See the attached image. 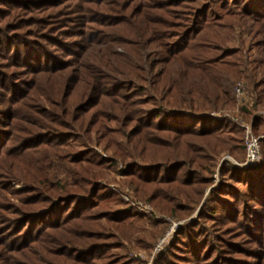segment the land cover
<instances>
[{
  "label": "trees",
  "instance_id": "trees-1",
  "mask_svg": "<svg viewBox=\"0 0 264 264\" xmlns=\"http://www.w3.org/2000/svg\"><path fill=\"white\" fill-rule=\"evenodd\" d=\"M124 27L157 45L147 77H111L84 58ZM155 51L163 72L180 68L171 79L151 77ZM239 82L253 99L240 114L260 136L264 0H0V264H135L170 219L196 210L152 264H264V138L257 163L217 165L223 153L244 158L239 123L210 114L234 106ZM106 107L130 130L132 161L72 144L83 118L108 121ZM106 169L161 218L100 183Z\"/></svg>",
  "mask_w": 264,
  "mask_h": 264
},
{
  "label": "rangeland",
  "instance_id": "rangeland-1",
  "mask_svg": "<svg viewBox=\"0 0 264 264\" xmlns=\"http://www.w3.org/2000/svg\"><path fill=\"white\" fill-rule=\"evenodd\" d=\"M134 33V30L129 28V27H124L122 29V32L118 35H112L111 37H115V38H107L108 40H106L103 43H98V44H93L92 46H90L89 48H87V51L85 52V60L88 63H93L95 62L96 59L101 60L100 62L107 64V66H102V73H106L111 77L114 76H124L127 73V77H132L133 79H138V76H145L141 73H143L142 69H144L145 71H148L149 68V64L146 60L147 57V53L150 52V54L152 53V51H154V47L156 48L157 45H155L154 43L148 41V42H142V40L140 38H137L136 36H132ZM120 39L117 41V39ZM128 40H132L133 42H129ZM130 43V44H126V43ZM147 46V47H146ZM230 46H232V44H230ZM158 54V51H155V56H151L150 59L153 61L154 65L155 62L154 60L159 61L158 58H160ZM121 56L126 57L125 59H121ZM140 58L143 60V62L140 61ZM161 65H156L155 69H154V73H149V76L151 75V77L155 76V74L158 72H163L164 68ZM139 70L141 73H139ZM176 70L180 71V68L176 65L171 66L170 68L165 69V71L163 72V76L161 77L162 79H166L169 80L171 79V75H173V72H175ZM147 77V76H145ZM149 77L146 80V85L148 87H151L150 82L152 81L153 78ZM160 78V79H161ZM159 79V80H160ZM44 82V81H43ZM242 86V89L244 91V94L242 93V95H240L239 97H235L234 94V90L235 87L238 85V83L235 85V87H233L232 90V98H233V102H234V106H232L231 108L227 107V106H223L220 108V110H218V112H212L210 114H215V115H225L226 117L229 118H234L239 124L240 121L249 126L250 128V132L253 136V129H251V120H247L245 119V117L240 114V110L245 109V108H250L251 105L249 104H253V99L250 98L252 96H250V93L248 94L246 91V87L244 82H239ZM85 86L83 87H88L87 83H83ZM81 86L78 87V91L76 93L73 94L72 98H71V103H77L79 102L80 99V95L81 93H84L83 90L80 88ZM76 100V101H75ZM43 104L45 105V107L48 109L49 105L46 101H44V99L42 100ZM175 106V105H173ZM179 106H176L174 108H178ZM103 112L105 113V118H108V121H103L101 119H97L96 118H83L81 120L80 123H78V127L80 129V126L83 127V129H85L84 127H88V125L95 120V122L92 125V131L89 134H86L84 131H80L79 129L77 130V136L78 138H81L80 140H75L72 141V144L77 146L76 149H80L82 148L80 145L81 143H84V146L87 145V147H89L90 149L96 151L97 153H99V155H101L103 158L106 159H113L114 160H126L128 161H132L131 159L134 158V151H135V146L132 145L133 142L131 141L130 137H129V133L130 130H126L124 129L119 123L118 121L115 119L114 115V111L111 107H106ZM241 125V124H240ZM264 134V130L262 131V133L260 134L263 135ZM242 137H243V141H244V158L243 160L239 161V160H235L233 157H231L230 155L223 153L221 154L218 159H217V165L219 166L220 163L222 161H228L231 162L233 164H240V162H244L245 161V129L242 128ZM109 138L115 139V143L114 144H107V141ZM83 141V142H82ZM117 148L121 154L122 157H118L115 156L113 154V150ZM153 153V152H152ZM135 154L138 156V154L135 152ZM150 155V154H149ZM156 156H159V154L157 153ZM117 166L119 165L118 161H116ZM215 172L217 171V168L215 170ZM14 174L20 175V177H25L27 175H25L22 171L20 170H15ZM213 177L215 178L214 181L217 182L218 180V176L217 173H215L213 175ZM68 184L70 183V178H68ZM125 178L122 177L116 170L114 169H106V178L102 181H100V183L102 184H106L107 187L109 188H118L119 191L121 192V199L122 201H124L125 204H129V205H134V204H140L142 207L146 208L147 210H144L143 215H148V218H153L152 215H156L157 218L154 219H159L161 218V215H159L155 209L147 202H144L142 199H140L139 197H137V195L135 193L132 192V190L127 187L124 183ZM15 188H19L20 185L17 183H15L13 185ZM197 212V210H196ZM196 212L193 213L191 216H189L187 219H183V220H174V219H170L173 222H171V224L169 225V227H167V230L165 232V234L163 236H160L153 244L152 248L149 251L146 250H139V251H135L133 252L134 255H132V257L135 259V261H138L135 264H152L153 259L155 258L157 252H154L155 247L161 243L162 238L169 236L168 241L171 238L172 233L174 232L176 225H180L183 224L185 222H189L192 219L195 218L196 216ZM169 219V218H168ZM166 219V220H168ZM168 241L166 243H164L163 247L168 243ZM152 258V259H151Z\"/></svg>",
  "mask_w": 264,
  "mask_h": 264
},
{
  "label": "built area",
  "instance_id": "built-area-1",
  "mask_svg": "<svg viewBox=\"0 0 264 264\" xmlns=\"http://www.w3.org/2000/svg\"><path fill=\"white\" fill-rule=\"evenodd\" d=\"M242 93L244 94V91L242 89L241 84L238 83V85L235 87V90H234L235 97H239L240 95H242ZM240 124L239 125L243 129H245V161L243 163H240L237 165L243 167V166L255 164L260 160L259 141H260V139L264 138V134L261 136H253L250 132V129H249L250 125L247 126V125L243 124L241 121H240ZM134 205L136 207H138V209L141 210L142 212L144 210H147L146 208L142 207L138 203L134 204ZM168 239H169V236L162 238L161 243L155 247L154 252H157V254L159 252H161L164 249V247H163L164 243H166L168 241Z\"/></svg>",
  "mask_w": 264,
  "mask_h": 264
}]
</instances>
